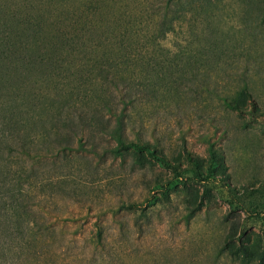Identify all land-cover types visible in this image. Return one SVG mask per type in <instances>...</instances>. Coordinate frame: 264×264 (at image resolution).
<instances>
[{"label": "rangeland", "instance_id": "374dc122", "mask_svg": "<svg viewBox=\"0 0 264 264\" xmlns=\"http://www.w3.org/2000/svg\"><path fill=\"white\" fill-rule=\"evenodd\" d=\"M161 3L0 0V35L12 24L32 27L43 15L51 33L58 28L74 44L60 57L61 70L25 72L21 87L42 96L65 86L94 87L103 97L97 79L90 80L96 49L110 41L142 51L159 41L179 67L186 57L193 62L165 78L144 74L112 102L132 114L133 130L151 144L143 165L133 154L104 152L111 141L81 125L80 114L91 118L89 106L99 98L65 93L85 105L69 127L60 123L72 142L54 137L66 151L28 160L31 216L53 228L32 237L0 223V264H258L264 257V0H174V30L156 38L152 19ZM244 85L255 114L249 96L239 94ZM232 93L241 109L224 104ZM80 125L84 136L73 134ZM133 130L127 128L129 136ZM90 141L101 154L86 150ZM121 201L132 206L107 209Z\"/></svg>", "mask_w": 264, "mask_h": 264}, {"label": "trees", "instance_id": "16d2710c", "mask_svg": "<svg viewBox=\"0 0 264 264\" xmlns=\"http://www.w3.org/2000/svg\"><path fill=\"white\" fill-rule=\"evenodd\" d=\"M173 2L174 0H163L154 20L152 19L154 37L163 38L166 32L174 30L176 16L170 8ZM45 23L46 18L40 15L32 27L27 25L23 30L25 39L21 37L23 31L16 24L2 30L0 35V91L3 98L0 102V155L2 157L0 161V195H2L0 196V223L5 228L23 229L32 237L42 232V229L50 232L53 227L50 223L45 224L31 216L32 209L28 202L31 196L29 185L31 167L28 160L66 151L65 147L55 142V138L63 136L60 123H62L61 128L63 125L66 128L69 127L74 115L85 106L77 103L72 95L82 98L88 96L89 99L99 98L97 103L89 106L92 111L91 118L89 116L84 119V111L79 114L84 129L86 126L90 134H101L111 141V144L104 148V152H108L111 156L133 154V161L143 165L142 151L149 152L151 144L142 137L139 129L133 130L135 121L132 114L125 109H118L112 105V102L119 94L121 98L124 92L130 94L133 88L130 87L139 77L143 79L144 74L150 77H159L162 74V78H165L174 75L176 70L186 72L193 65L191 58L186 57L183 66L179 67L175 63L176 55H172L169 49L161 48L159 41L145 44L144 51L134 46L127 48L120 42L110 41L102 45L100 52L96 49L98 58L97 64L94 65L96 67L93 68L95 78L90 80L91 84H94L93 81L97 79L102 87L103 97H100V92H97L94 87L83 89L70 87L67 91L72 95L70 99L65 98L67 92L64 91L65 86L51 89L42 96L43 92L33 93L21 87L23 81H27L25 72L34 69V66H41L40 68H44L47 75H52L61 70L65 64L60 57L67 53L66 49L69 53L74 47L73 43L69 44L70 41L65 33L62 34L58 28L51 33ZM32 49L34 53L27 55ZM35 52L42 54L38 56ZM137 63L141 65L138 69L130 67ZM241 93L249 96L250 112L255 114L257 106L253 103L246 85L240 90L239 94ZM223 100L226 107L241 109L234 93L230 96L225 95ZM104 109L107 115L103 114ZM81 125L73 130L75 131L73 134L79 133L84 136L85 130L80 129ZM128 127L134 131L132 137L127 133ZM69 136L63 137L67 139ZM38 138L42 139L37 140ZM79 141L81 142L82 138ZM71 142L69 139L65 141L66 145ZM88 143L86 150L91 152V155L101 154L98 152L99 147L96 142ZM152 146V154H156L155 151H161L155 142ZM5 153H7L6 157H4ZM87 168L95 169L96 166L94 167L88 160ZM131 206L130 202L121 201L115 207L108 206L107 209L116 212ZM96 225L98 226L96 238L100 239L101 227L97 223ZM263 261L264 257H260L258 264H263Z\"/></svg>", "mask_w": 264, "mask_h": 264}]
</instances>
